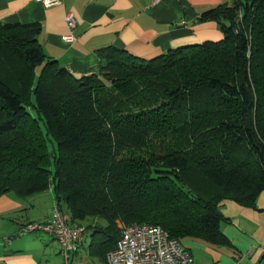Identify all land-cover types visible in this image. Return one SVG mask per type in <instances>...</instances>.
Listing matches in <instances>:
<instances>
[{"label": "trees", "instance_id": "trees-1", "mask_svg": "<svg viewBox=\"0 0 264 264\" xmlns=\"http://www.w3.org/2000/svg\"><path fill=\"white\" fill-rule=\"evenodd\" d=\"M199 21L223 38L152 59L108 46L82 77L47 57L39 24L0 22V196L53 188L102 264L120 221L230 244L221 202L264 191V0Z\"/></svg>", "mask_w": 264, "mask_h": 264}, {"label": "crops", "instance_id": "crops-1", "mask_svg": "<svg viewBox=\"0 0 264 264\" xmlns=\"http://www.w3.org/2000/svg\"><path fill=\"white\" fill-rule=\"evenodd\" d=\"M233 2L62 0L46 7L40 0H0V22L39 24L38 40L47 57L57 60L74 76L82 77L99 71L98 51L108 46L152 59L173 48L221 40L224 35L218 23L201 22L199 17L205 10ZM69 13L76 18L74 28L67 21ZM69 35L73 40L64 39ZM55 203L58 202L53 188L26 197L12 192L0 196V264H51L52 252L63 254L53 235L20 232L24 223L49 222ZM221 211L226 218L221 230L230 244L184 239L194 264H264V191L254 206L227 199L221 202ZM91 243L92 236L87 232L81 248L96 258L91 254ZM80 250L63 255L77 262L83 258Z\"/></svg>", "mask_w": 264, "mask_h": 264}, {"label": "built area", "instance_id": "built-area-1", "mask_svg": "<svg viewBox=\"0 0 264 264\" xmlns=\"http://www.w3.org/2000/svg\"><path fill=\"white\" fill-rule=\"evenodd\" d=\"M44 6L58 5L62 0H40ZM242 15L240 14V17ZM71 28L76 26L72 13L67 15ZM73 40L72 35L64 36ZM120 239L117 247L107 254L108 264H194V257L184 244L170 236L161 225L128 224L119 222ZM24 233L46 232L53 235L65 256L80 250L87 234L85 225L74 222L71 215L55 203L49 222H27L20 230ZM264 250V246H263Z\"/></svg>", "mask_w": 264, "mask_h": 264}, {"label": "rangeland", "instance_id": "rangeland-1", "mask_svg": "<svg viewBox=\"0 0 264 264\" xmlns=\"http://www.w3.org/2000/svg\"><path fill=\"white\" fill-rule=\"evenodd\" d=\"M31 113H32V115L37 117V113H36L35 110L31 109ZM41 125L43 126V122L42 121H41ZM49 147H50V150L53 151V149L56 147V142L52 143L51 141H49ZM80 251L82 253V257L83 258L78 259L77 262H72L73 261L72 257L66 258L61 253L55 254V253L52 252L51 259H50L51 264H60L63 260L65 261V264H69L71 262H72L71 264H100L97 258H93V257L89 256L88 251L86 250V248L85 249L81 248Z\"/></svg>", "mask_w": 264, "mask_h": 264}]
</instances>
